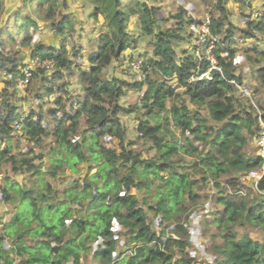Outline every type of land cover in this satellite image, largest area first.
Segmentation results:
<instances>
[{"label": "trees", "instance_id": "16d2710c", "mask_svg": "<svg viewBox=\"0 0 264 264\" xmlns=\"http://www.w3.org/2000/svg\"><path fill=\"white\" fill-rule=\"evenodd\" d=\"M44 1L39 0L38 6L42 7ZM228 1L217 0L215 7L219 16H213L211 23L212 32L221 36L216 53L225 70V77L213 72L212 80L190 81L197 71L199 58L189 26L200 24L204 18L194 19L181 8L172 16L177 20L176 27L164 28L161 7L151 0H90L92 11L86 14L87 18L98 24L101 15L106 22L100 36L90 41L87 51L67 44L70 34L78 31V21L71 19L76 15L61 14L58 18L55 2L48 1L46 18L51 19L59 42L52 47H46L42 41L34 43L29 27L24 37L25 45L33 47L34 56L55 61L52 69L33 70L30 77V80L43 77L45 92L39 96L41 106L54 92H61L55 98L56 107L49 108L46 114L35 111L27 114L21 106L22 100L13 102V96L17 97L19 92L18 82L25 78L26 64L19 54L0 53V77L10 74L2 79L4 86L0 82V165L8 163L15 171L31 172L38 177L45 192L37 195L33 189L21 187L19 190L15 199L17 211L0 229V264H81L82 254L92 250L85 243L100 240L93 249L99 264H194L195 257L187 251L192 245L188 225L193 207L203 199L198 190L209 182L216 184L214 204L220 208L216 217L206 222L217 227L221 239L220 244L214 245L215 259L210 264H264V243L249 234L239 237L235 230L237 225H247L264 231V175L248 184L242 180L250 171L264 166L263 155L246 150L249 138L263 132L264 104L257 106L255 94L252 98L240 97L229 81L235 78L243 82L244 73L237 74L239 65L233 60L236 50L230 46L235 27H230L225 35L230 15ZM235 1L242 7H250L256 0ZM3 12L0 7V15ZM134 16H138L142 34L151 37L150 55L140 65H143L144 81L125 82L116 76L104 78L105 68L115 60L135 56L127 52L139 43L129 27ZM249 20L241 33L244 38L255 39L259 33L264 34V17ZM182 42L189 46L181 49ZM222 51H228V56L221 57ZM83 52H87V61L78 63L74 58L85 60ZM247 53L250 61L264 62V50L259 47H251ZM75 70L82 85V94L78 95L72 94L73 89L65 81L67 74L73 75ZM260 76H264V66ZM125 86L142 92L139 103L126 106L120 102L126 95ZM175 86L184 89L195 110L187 102L168 107L167 100L175 97ZM167 111L181 129L183 142L165 133L164 122L168 120L163 114ZM122 113L141 115L140 133L157 141L155 156L144 157L143 152L130 146L134 144L132 141L125 145ZM49 118L54 125H45ZM210 118L215 125L210 123ZM83 119L86 129L82 138L75 140L72 135ZM17 124L21 125L18 132L23 140L30 143L38 145L49 136L55 138L59 149L50 150L54 155L49 165L53 176L57 177V170L65 164L76 171L82 161H87L91 169L96 167V172L81 180L75 179L65 190L67 199L58 202L52 199L51 203L42 205L40 199L47 200V194H52L54 187L45 178L42 163L36 165L37 158H41L36 151L31 150L35 153L31 157L29 153H22L21 159L13 153V141L20 140L12 134ZM107 136L121 140V150L102 144ZM177 155L191 156L193 161L182 164L173 158ZM186 166H193V173L201 179L198 181L188 171H182ZM225 175L229 177L223 182L221 178ZM5 180L1 200L10 204L14 202L8 187L12 180L10 177ZM245 186L250 187L252 196L240 193ZM45 208L50 212L49 217L42 216ZM150 212L158 219L160 231L153 227ZM119 225L121 228H116ZM122 233L131 234L130 242L136 246L128 254L118 252L116 238Z\"/></svg>", "mask_w": 264, "mask_h": 264}, {"label": "rangeland", "instance_id": "374dc122", "mask_svg": "<svg viewBox=\"0 0 264 264\" xmlns=\"http://www.w3.org/2000/svg\"><path fill=\"white\" fill-rule=\"evenodd\" d=\"M39 0L31 1L30 3L26 0H0V7L3 9V13L0 15V29H3L0 34V53L3 52L5 55H14L13 47L20 51V54L23 55L21 52H25L26 56L24 62L27 64L29 60L34 57V50L33 47L27 46L24 43V37L27 35V28L29 27V32L33 35V42L45 44L46 47H50L55 45L56 46V39L60 40L59 37L55 38L56 35L53 32V28L51 27L52 22L51 19L46 18V14L48 13L46 10L47 5L49 2H55V11H57V16L60 17L64 14L76 15L75 18L71 17L73 22L78 21V31L75 32L73 35L70 34L68 40V46L72 48V46L76 47V50L79 48H87L91 45L90 41L95 40L98 36H100L103 25L106 22V19L100 15V22L96 24L93 20L87 18V13L92 11V7L90 6V0H45L41 5L38 6ZM49 1V2H48ZM154 1L155 4L161 7L162 15H163V27L164 28H175L177 20L172 17L176 15L181 8L186 9L187 14L189 16H193L192 14L195 13L196 16L204 17L205 12H211L212 16H219L218 11H216V2L217 0H151ZM127 5V4H126ZM11 7H14L11 9ZM227 8L230 9V15L228 16V25L225 28V35L227 36V31L230 27H235L234 32L235 36L231 39L230 46L236 50L235 58L233 59L236 64H238L237 74L244 73V83L249 85L255 94L254 102L259 105L264 104V76H260V70L264 66V62L262 63H254L250 61L248 57V49L251 47H259L261 50H264V34L259 33L255 39H247L241 35L242 30L247 27L248 22L250 21V17L254 19L253 13L256 9H253V5L250 7H242L241 3L235 0H230L227 3ZM192 13V14H191ZM62 14V15H61ZM138 16L132 17V20L129 22V27L138 39L139 43L136 48H133L127 51L129 54L133 53L134 58L130 59L129 57L121 58L120 60H115L108 68H105L103 72V77H111L116 76L120 80H124L125 82H134V81H144L145 73L143 72L142 66H140L141 61H145L148 59L150 55L151 47L149 46V41L151 40L150 36H144L140 30V26L138 25ZM89 34V35H86ZM69 34H67L68 37ZM3 42L1 41V38ZM13 37L14 40L9 38ZM95 39H94V38ZM59 38V39H58ZM247 42H245V41ZM2 42V43H1ZM16 42V43H14ZM89 42V43H88ZM177 45V43H176ZM193 45V44H192ZM254 45V46H253ZM189 44L182 42L179 46L181 49L184 47L186 48ZM179 48V50H180ZM87 51V50H86ZM89 51V50H88ZM24 53V55H25ZM85 53V60L82 58H74L78 59L79 62L87 61V52ZM181 55L182 52H180ZM250 54V53H249ZM23 55V56H24ZM252 55V54H250ZM137 57V58H136ZM254 57V56H252ZM133 63H139V66H133ZM26 67V66H25ZM24 67V69H25ZM37 70V69H36ZM10 76V74L4 73L0 77V82L2 83V79L4 77ZM79 72L75 70L73 75L67 74L65 79L67 83V87H71L73 89L72 94L78 95L82 94V85L78 80ZM22 78V77H21ZM43 77L39 76L36 79L30 80L32 84L26 83L24 86H19L18 82V93L17 97L13 96V102L19 103L22 100V108L24 111L29 112L35 111L38 114L44 112V114L48 113V109L52 107H56L54 104L55 98L57 95H61V92L58 91L57 93L54 92L51 95V99L45 100L44 106H41V101H39V96L45 92L43 88L44 85L41 83V79ZM154 78H159L155 77ZM35 80V81H34ZM172 85H175V82L170 81ZM146 85V83H145ZM146 87V86H145ZM14 90V89H13ZM126 95L120 98V102L123 105L129 106L134 105L135 103H139L141 98L143 97L142 92L137 91L135 89H131L130 87H126L125 89ZM184 89L178 88L175 86V97L170 98L167 100V105L169 108H172L173 105L176 103L177 105H182L184 102L191 106L193 110L196 109V106L187 99L186 95H184ZM67 103H70L67 101ZM43 109V111H40ZM203 113L208 117V112L204 107L201 108ZM167 115V120L164 122V129L165 133L172 139L179 140L183 142V134L181 129L176 126L173 116L170 113L165 112L163 114ZM140 119L141 115L139 114L137 117L136 113L132 114H121V120L124 124L125 131H126V139L125 145H129L132 141L134 143L132 146L135 150L143 152L144 157L151 158L156 155L158 151L157 141L151 138L142 137L140 133ZM210 123L215 125L216 123L209 119ZM54 125L53 119L45 120V125ZM261 124L264 123L261 122ZM86 129V125L84 119L81 121V126L77 132L73 133L72 137L76 139L82 138V132ZM19 133L18 138L20 140L13 141V153L17 155L19 159L22 158V153H29L30 157L35 155V153H31V150H34L41 156V158H37L36 165L42 163V172L45 175V178L49 183L53 184L54 191L47 194L48 199L43 200L40 199V203L42 205H47L51 203L52 199L55 202H58L63 199H67L65 194V190L70 187V184L75 180H81V178H85L87 175H92L96 172L97 168L89 166L87 161H82L78 165V169L75 171L68 167L66 164L63 165L61 168L57 170V177L52 175V171L50 170V157H54L50 150L55 149L58 150V144L55 142V138L53 136H49L44 139L43 143L35 144L30 143L27 140H23L22 134ZM251 136L249 138V144L247 145L246 150L250 154L258 153V144L254 140L257 138L255 136L253 139ZM17 139V138H16ZM102 144H105L107 147H117L121 150V140L117 138H112L107 136L103 139ZM260 151V150H259ZM173 158L179 161L182 164L188 163L190 164L193 160L191 156H182L177 155L173 156ZM187 164V165H188ZM180 167V165H178ZM193 166H186L185 170L188 171L194 179H201L199 175L193 173L192 171ZM10 177L12 182L8 183V187L13 195L14 202L10 204H5L2 198V185L6 184L5 178ZM229 176H223L221 180L226 182V179ZM247 181L246 184L251 183L250 180ZM203 184V181L201 185ZM216 184L213 182H209L207 185L203 184V187L198 190L202 195L203 199L201 203L193 207L190 216V224L188 225L189 231L191 232L190 240L191 247L187 249V251L195 257L194 264H210L214 261V255L216 254L214 245H218L221 242V239L218 235L217 227L215 225H211L210 223L206 222V219L210 221L216 217V211L220 208V205L216 206L215 202V194L217 193ZM21 187L25 189H33L37 195H41L44 192V187L40 185L38 177L36 175H32L31 172L24 169V171H15L14 167L8 163H2L0 165V229L5 227L8 224L15 212L17 211V202L15 199L18 198V193ZM249 186H245V189L241 188L240 193H246L247 195H253V193L249 190ZM45 193V192H44ZM132 193H136L135 190H132ZM141 193V192H140ZM143 194V192L141 193ZM15 197V198H14ZM150 202H154L152 199H148ZM87 207H90L87 202H85ZM100 207L99 210H102ZM27 209H29L27 207ZM151 222L153 227L160 231V226H158V219L153 216V213H149ZM43 217H49L50 212L47 208L42 211ZM70 220H68L69 223ZM33 225H36V222H33ZM116 228H121L120 225ZM236 232L238 233L239 237L249 234L253 239H258L264 243V231L253 228L247 225H237L235 227ZM133 236L131 234L125 235V233L117 235V242L116 245L118 247V252H126L128 254L129 251H132L136 246L131 244ZM101 243L99 242H86L85 245L87 247H91L92 250L83 253V259L81 264H99V262L94 259V252L93 249L96 248V245ZM12 245V243H11ZM73 263V262H72ZM71 264V262L69 263Z\"/></svg>", "mask_w": 264, "mask_h": 264}, {"label": "built area", "instance_id": "2783aa9c", "mask_svg": "<svg viewBox=\"0 0 264 264\" xmlns=\"http://www.w3.org/2000/svg\"><path fill=\"white\" fill-rule=\"evenodd\" d=\"M192 14V13H191ZM194 19H197L195 13L192 14ZM253 17L255 19H259L264 17V7L262 9L256 10L253 12ZM213 16L211 12H205L204 19L200 24L191 23L189 26V30L194 34V45L195 52L197 57L199 58L198 68L195 74H193L191 78V82H195L202 79L212 80L213 72H217L225 77V70L223 66L220 64L219 56L216 51L218 48V44L221 41V36L212 32L211 23ZM228 52L223 51L221 53V57H227ZM141 64V63H140ZM55 66V61L51 60H42L39 56L35 55L31 61L26 65L25 78L21 79L19 82V86H24L26 83L30 82V77L32 76V72L35 69H52ZM133 66H139V63H133ZM206 67V68H204ZM230 83L237 89L238 95L240 97L252 98L254 93L251 87L243 82H239L235 78H231ZM21 128L20 124L15 125L12 134L19 135V129ZM21 135V134H20ZM18 136H16L17 138ZM258 143L263 146L262 153L264 155V129L263 132L258 137ZM264 175V167L261 170L251 171L249 175L245 176L244 180L256 179L260 180ZM71 264H74L71 262Z\"/></svg>", "mask_w": 264, "mask_h": 264}, {"label": "crops", "instance_id": "0c3cea01", "mask_svg": "<svg viewBox=\"0 0 264 264\" xmlns=\"http://www.w3.org/2000/svg\"><path fill=\"white\" fill-rule=\"evenodd\" d=\"M252 5H253V9H258V8H261L263 5H264V0H256V1H253L252 2ZM14 7H11V9H13ZM4 14V13H3ZM97 24V23H96ZM1 30V29H0ZM3 30V29H2ZM53 32H54V29H53ZM55 33V32H54ZM57 37H59V36H56L55 38H57ZM10 39V38H9ZM59 39V38H58ZM245 41V40H244ZM57 42H59V40H57L56 39V41H55V43H56V45H57ZM245 42H247V41H245ZM27 46H29V45H27ZM53 46H55V45H53ZM254 46V45H253ZM52 47V46H51ZM89 47H87L86 48V50L88 49ZM13 52H15V54H19V58L20 59H25V56H26V53L25 52H21L23 55H24V53H25V55L23 56V55H21L20 54V51L16 48V46H14L13 47V50H12ZM258 152V151H257Z\"/></svg>", "mask_w": 264, "mask_h": 264}, {"label": "clouds", "instance_id": "9594fccd", "mask_svg": "<svg viewBox=\"0 0 264 264\" xmlns=\"http://www.w3.org/2000/svg\"><path fill=\"white\" fill-rule=\"evenodd\" d=\"M263 7H264V5H263L261 8H258V9H256V10L262 9ZM252 13H253V12H252ZM203 18H204V17H203ZM212 19H213V18H212ZM253 20H255V18H254ZM35 43H36V42H35ZM222 52H223V51H222ZM227 52H228V51H227ZM32 58H33V57H32ZM30 61H31V60H29L28 63H29ZM28 63H27V64H28ZM25 64H26V63H25ZM27 64H26V65H27ZM35 70H36V69H35ZM263 129H264V126H263ZM258 137H259V136H258ZM258 137L255 138V139L257 140ZM254 143H255V140H254ZM256 143L258 144V145H257V146H258V153H257V154L263 155V153H262L263 146H261V145L258 143V140H257ZM259 150H260V151H259ZM263 156H264V155H263ZM263 167H264V166H263ZM263 167H262V168H263ZM262 168H261V169H262ZM261 169H258V170H261ZM258 170H257V171H258ZM252 171H254V170H252ZM250 172H251V171H250ZM250 172L247 173L246 175H244V177L247 176V175H249ZM244 177H243V178H244ZM243 178H242V180H244ZM249 180H250V181H259V180H256V179H249Z\"/></svg>", "mask_w": 264, "mask_h": 264}, {"label": "water", "instance_id": "95a60500", "mask_svg": "<svg viewBox=\"0 0 264 264\" xmlns=\"http://www.w3.org/2000/svg\"><path fill=\"white\" fill-rule=\"evenodd\" d=\"M255 142H257V140L255 139Z\"/></svg>", "mask_w": 264, "mask_h": 264}]
</instances>
